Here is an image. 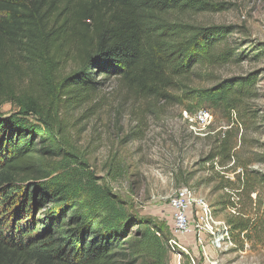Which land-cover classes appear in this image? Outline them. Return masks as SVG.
<instances>
[{"label":"trees","instance_id":"16d2710c","mask_svg":"<svg viewBox=\"0 0 264 264\" xmlns=\"http://www.w3.org/2000/svg\"><path fill=\"white\" fill-rule=\"evenodd\" d=\"M211 8L209 0H0V264H163L166 238L95 176L60 113L92 101L111 78L137 99L228 106L251 82H185L206 63L244 54L219 50L235 28L168 18ZM69 62L75 68L62 75ZM6 104L14 112L3 114ZM227 136L217 135L205 164L235 159Z\"/></svg>","mask_w":264,"mask_h":264},{"label":"rangeland","instance_id":"374dc122","mask_svg":"<svg viewBox=\"0 0 264 264\" xmlns=\"http://www.w3.org/2000/svg\"><path fill=\"white\" fill-rule=\"evenodd\" d=\"M209 2L216 8L168 18L197 26L235 28L219 50L238 49L244 54L228 63H206L185 82L194 89H211L232 78L251 82L230 96L233 100L228 106L137 99L123 90L118 79L111 78L86 105L69 113L61 111L60 120L67 139L88 157L95 176L127 203L131 213L152 221L166 238L163 264H176L168 244L173 226L169 204L170 197L185 187L202 198L217 219L231 226L236 247L216 250L211 238L204 236L206 255L197 249L199 236L193 233L180 240L191 255L183 256V264H193L191 258L199 264L204 257L209 263L205 260L203 264L216 260L219 264H264V0ZM74 68L69 62L62 75ZM170 93L182 96L177 89ZM202 110L210 112L208 120L201 119ZM1 112L8 115L14 108L6 104ZM223 132L236 143L235 159L224 167L218 161L205 164L208 154L218 151L222 140L218 142L217 135ZM234 225L243 228L235 230Z\"/></svg>","mask_w":264,"mask_h":264},{"label":"built area","instance_id":"2783aa9c","mask_svg":"<svg viewBox=\"0 0 264 264\" xmlns=\"http://www.w3.org/2000/svg\"><path fill=\"white\" fill-rule=\"evenodd\" d=\"M200 115L202 120H208L211 114L207 110H202ZM169 205L173 213V226L168 244L173 251V256L176 258V264H183V256H191L186 247L182 246L180 240L193 233H198L199 247L197 249L202 251L203 254H206L205 247L202 246V237L204 236L211 238L212 246L216 250L236 247L232 238L231 226L227 222L217 219L209 205L202 198L197 197L191 188L185 187L178 190L170 197ZM191 260L193 264H196L195 259L191 258ZM205 260L208 261L204 257L199 264H203ZM217 261L210 262L211 264H219Z\"/></svg>","mask_w":264,"mask_h":264},{"label":"crops","instance_id":"0c3cea01","mask_svg":"<svg viewBox=\"0 0 264 264\" xmlns=\"http://www.w3.org/2000/svg\"><path fill=\"white\" fill-rule=\"evenodd\" d=\"M189 246H192V244H189ZM191 249H192L191 251H193V253L196 254V250L193 247H191ZM209 252L211 253L213 258H216V253H215V251L213 249H210Z\"/></svg>","mask_w":264,"mask_h":264}]
</instances>
